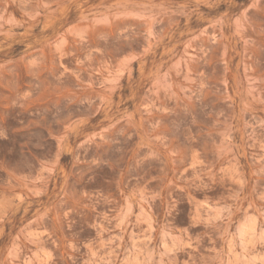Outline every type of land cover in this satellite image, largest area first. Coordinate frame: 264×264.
I'll list each match as a JSON object with an SVG mask.
<instances>
[{"label":"rangeland","instance_id":"374dc122","mask_svg":"<svg viewBox=\"0 0 264 264\" xmlns=\"http://www.w3.org/2000/svg\"><path fill=\"white\" fill-rule=\"evenodd\" d=\"M0 264H264V0H0Z\"/></svg>","mask_w":264,"mask_h":264}]
</instances>
